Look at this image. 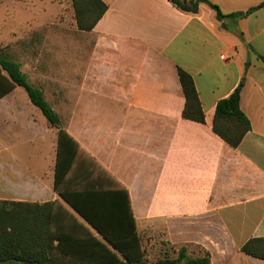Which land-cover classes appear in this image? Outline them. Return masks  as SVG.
I'll return each mask as SVG.
<instances>
[{
    "label": "crops",
    "instance_id": "crops-1",
    "mask_svg": "<svg viewBox=\"0 0 264 264\" xmlns=\"http://www.w3.org/2000/svg\"><path fill=\"white\" fill-rule=\"evenodd\" d=\"M102 1L107 12L85 32L94 38L88 92L104 103V119L115 120L88 138L92 174L67 176L63 191L110 197L125 189L138 228L163 230L175 250L197 247L212 264H264L241 250L264 238V7L219 21L207 4L189 13L170 0ZM209 1L224 15L264 2ZM179 68L195 81L205 124L182 117ZM243 81L241 109L251 130L232 148L213 122L219 101ZM58 138L23 88L0 98V200L60 201L75 213L55 188Z\"/></svg>",
    "mask_w": 264,
    "mask_h": 264
},
{
    "label": "trees",
    "instance_id": "trees-1",
    "mask_svg": "<svg viewBox=\"0 0 264 264\" xmlns=\"http://www.w3.org/2000/svg\"><path fill=\"white\" fill-rule=\"evenodd\" d=\"M72 1L77 28L81 32H92L108 10L102 0ZM170 1L189 13H198L200 5L207 4L216 12L219 21L244 18L264 7L263 2L246 13L224 15L220 7L209 0ZM260 58L264 61V57ZM2 71L8 77L3 76ZM178 75L186 100L182 117L205 124L206 115L193 77L181 68ZM243 86L244 81L228 98L219 101L213 122L214 133L232 148H238L251 130L250 120L241 109ZM16 87L26 91L50 127H61V118L44 91L29 81L21 63L0 51V98ZM80 156L78 142L59 129L55 188L75 213L59 201L39 204L0 200V264H150L127 190L111 193L110 197L88 189L63 191L61 185L67 176L92 174L88 162ZM86 160L91 161L88 156ZM63 224L69 226L68 231L57 228ZM55 240L59 241L58 245H54ZM241 250L264 261V238L248 240ZM173 254L176 256L166 253L163 259L151 264H212L208 252H201V257H192L188 248L182 247Z\"/></svg>",
    "mask_w": 264,
    "mask_h": 264
},
{
    "label": "rangeland",
    "instance_id": "rangeland-1",
    "mask_svg": "<svg viewBox=\"0 0 264 264\" xmlns=\"http://www.w3.org/2000/svg\"><path fill=\"white\" fill-rule=\"evenodd\" d=\"M0 3L5 4L0 6V51L20 62L29 81L46 92L61 118V127L54 129H63L77 139L80 158L87 163V141L96 136L93 129H103L106 121L109 125L115 120L104 119V103L93 100L95 96L88 92L89 84L94 82L89 69L94 38L77 30L72 0ZM138 230L150 264L163 259L166 253L174 256L175 249L167 244L163 230ZM188 250L194 255L202 252L197 247Z\"/></svg>",
    "mask_w": 264,
    "mask_h": 264
}]
</instances>
